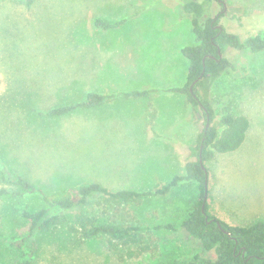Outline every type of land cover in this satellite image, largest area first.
Returning <instances> with one entry per match:
<instances>
[{
	"label": "rangeland",
	"instance_id": "374dc122",
	"mask_svg": "<svg viewBox=\"0 0 264 264\" xmlns=\"http://www.w3.org/2000/svg\"><path fill=\"white\" fill-rule=\"evenodd\" d=\"M0 0V264H207L216 257L182 226L200 197L197 181L182 179L166 195H150L121 212L95 194L74 209L52 207L99 182L112 191L154 190L196 159L192 148L206 126L184 94L190 61L183 47L197 43L184 5L204 0ZM221 25L246 39L264 31V0H214ZM126 19L98 28L95 19ZM228 68L210 90L216 121L226 107L250 121L242 146L216 152L209 169V210L231 224L264 220V51L228 47ZM158 89L141 99L116 98L64 116L55 106L85 100L90 91ZM151 126L156 130L152 131ZM4 173L39 190L21 192ZM48 207L59 219L32 228L23 212ZM84 210L101 223L137 224L153 234V251L122 260L127 248L72 229ZM21 243V244H19Z\"/></svg>",
	"mask_w": 264,
	"mask_h": 264
},
{
	"label": "trees",
	"instance_id": "16d2710c",
	"mask_svg": "<svg viewBox=\"0 0 264 264\" xmlns=\"http://www.w3.org/2000/svg\"><path fill=\"white\" fill-rule=\"evenodd\" d=\"M212 1L214 0L189 1L184 5L186 12L191 15L197 43L183 47V53L190 61L187 82L181 87L170 89V91L184 94L187 103L196 112H203L206 117V126L199 137V143L192 148V154L196 159L188 160L185 164L186 175L175 176L170 182L144 192L134 189L112 191L99 182H93L84 184L63 197L44 194L43 198L52 207L74 209L77 206L84 207L90 201V197L98 194L103 201L119 213L130 204H141L147 196L166 195L182 179L194 180L199 183L200 197L194 201L190 214L183 221L182 226L202 243L205 251L215 252L216 257L207 260V264H264V220L250 225L231 224L212 214L208 202L209 169L206 165L213 159L216 152L227 153L239 149L247 137L250 126V121L246 116H234L229 107H226L224 113L216 121L210 90L212 83L229 66V59L224 53L228 47L248 49L253 53L263 52L264 31L246 39L229 32L221 25V17L224 14L220 12L212 16L207 9ZM31 2L32 0H29L28 4ZM125 21L126 19L110 22L97 17L95 25L98 28L111 29L121 26ZM157 90L144 88L114 93L90 91L85 100L55 106L48 113L53 116H64L80 108H90L112 102L116 98L148 97ZM152 129L155 132L153 127ZM2 179L19 186L21 192H12L14 196L39 190L29 179L21 175L12 176L4 173ZM9 193L11 192L7 189H0V196ZM23 215L32 222L33 229L49 228L59 219L58 215L49 216L48 207L37 211L25 210ZM72 229L85 239L103 236L112 245L125 246L127 251L121 257L122 260L141 257L153 251L152 245L156 242L152 233H144L137 224L101 223L84 210L76 213ZM179 263V260H173L167 264ZM14 264H29V261L20 260Z\"/></svg>",
	"mask_w": 264,
	"mask_h": 264
},
{
	"label": "crops",
	"instance_id": "0c3cea01",
	"mask_svg": "<svg viewBox=\"0 0 264 264\" xmlns=\"http://www.w3.org/2000/svg\"><path fill=\"white\" fill-rule=\"evenodd\" d=\"M141 99V98H140ZM107 103V102H106ZM151 129H152V126H151ZM152 131L154 132V130L152 129ZM155 133H156V130H155Z\"/></svg>",
	"mask_w": 264,
	"mask_h": 264
},
{
	"label": "water",
	"instance_id": "95a60500",
	"mask_svg": "<svg viewBox=\"0 0 264 264\" xmlns=\"http://www.w3.org/2000/svg\"><path fill=\"white\" fill-rule=\"evenodd\" d=\"M220 1H222V0H220ZM222 56V55H221ZM205 167V166H204Z\"/></svg>",
	"mask_w": 264,
	"mask_h": 264
}]
</instances>
